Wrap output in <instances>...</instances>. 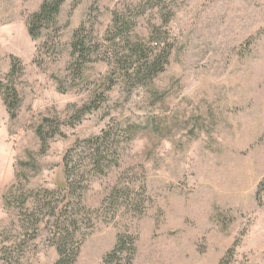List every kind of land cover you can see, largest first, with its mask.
<instances>
[{
    "label": "rangeland",
    "instance_id": "1",
    "mask_svg": "<svg viewBox=\"0 0 264 264\" xmlns=\"http://www.w3.org/2000/svg\"><path fill=\"white\" fill-rule=\"evenodd\" d=\"M41 2L0 0V264H52L60 224L74 264L119 235L131 264H264V0H64L32 39Z\"/></svg>",
    "mask_w": 264,
    "mask_h": 264
},
{
    "label": "trees",
    "instance_id": "2",
    "mask_svg": "<svg viewBox=\"0 0 264 264\" xmlns=\"http://www.w3.org/2000/svg\"><path fill=\"white\" fill-rule=\"evenodd\" d=\"M64 0H42L37 11L33 12L28 18L27 30L32 39L43 38L47 32H52L54 38L59 35L58 15ZM82 26L80 25L73 32V40L71 42L72 54L74 57L79 58L84 55L83 37H81ZM140 43H132L130 51L134 54L140 52ZM170 45H166L163 48L164 58L166 59L169 54ZM158 60L156 57H144L139 64V68H145L148 71L149 78L154 76L161 69H156ZM13 67H11L12 69ZM139 70V69H138ZM4 90V102L7 109L11 112V116L15 115L16 110L19 107V100L17 94L12 85H3L0 83V92ZM67 163H64V173ZM66 190L68 191L71 186L69 176H64ZM264 188V178L260 182L257 198L260 192ZM69 228L65 225H56L53 234V242L57 252V259L52 264H74L78 255V248H74L71 245ZM122 253H125V264H131L133 256L135 254L134 239L128 235H119L117 241L112 249L107 252L101 261L97 264H119L118 259ZM232 249L226 252L218 264H228V258L232 255Z\"/></svg>",
    "mask_w": 264,
    "mask_h": 264
}]
</instances>
